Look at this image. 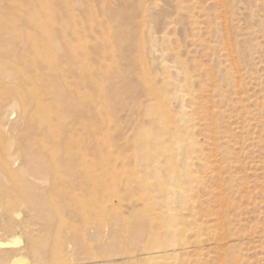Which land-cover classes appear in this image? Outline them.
<instances>
[{"label": "rangeland", "instance_id": "rangeland-1", "mask_svg": "<svg viewBox=\"0 0 264 264\" xmlns=\"http://www.w3.org/2000/svg\"><path fill=\"white\" fill-rule=\"evenodd\" d=\"M17 238L0 264H264V0H0Z\"/></svg>", "mask_w": 264, "mask_h": 264}, {"label": "bare ground", "instance_id": "bare-ground-1", "mask_svg": "<svg viewBox=\"0 0 264 264\" xmlns=\"http://www.w3.org/2000/svg\"><path fill=\"white\" fill-rule=\"evenodd\" d=\"M32 48V47H31ZM39 48V47H38ZM36 53V52H35ZM33 55V54H32ZM31 55V56H32ZM59 66V65H58ZM62 70V69H61ZM53 72V71H52ZM56 73V72H55ZM58 73V72H57ZM35 81V80H34ZM33 81V82H34ZM32 82V83H33ZM34 85V84H33ZM35 90V89H34ZM24 92V91H23ZM26 92V91H25ZM28 92V91H27ZM31 92V91H30ZM57 92H59V91H57ZM54 93V92H53ZM17 94V93H16ZM47 94V93H46ZM24 95V94H23ZM54 95V94H53ZM56 95H57V97H62L63 95L62 94H60V93H56ZM35 99V98H34ZM37 100H40V99H37ZM36 100V101H37ZM42 101V100H41ZM56 101V100H55ZM33 102V101H32ZM40 103H42V102H40ZM31 104V103H30ZM35 105H37V104H35ZM29 107V106H28ZM34 107V106H33ZM33 109V108H32ZM27 111V110H26ZM40 111V110H39ZM163 114H162V116L164 117V119L166 118V115H165V112H162ZM42 114V113H41ZM46 114V113H45ZM168 115V114H167ZM72 116V115H71ZM40 117H42V116H40ZM168 117H169V115H168ZM170 119V118H169ZM166 120V119H165ZM170 121V120H169ZM48 124V123H47ZM51 128V127H50ZM72 128V127H71ZM49 129V128H48ZM176 131H177V129H176ZM44 134V133H43ZM45 137V136H44ZM38 157V156H37ZM34 158H36V157H34ZM37 159V158H36ZM32 164H35V166H36V162H35V160H32V161H30ZM35 162V163H34ZM41 163V162H40ZM36 172V171H35ZM42 172H43V170H42ZM37 173V172H36ZM39 174H37V175H40V172H38ZM45 174H47V173H44V174H42L43 176L45 175ZM34 175V174H33ZM36 175V174H35ZM47 176V175H46ZM45 177V176H44ZM43 177V178H44ZM38 179H40L39 177H37ZM42 178V176H41V180L42 181H44V179ZM36 179V178H35ZM41 181H39V183H37V180H34L33 181V184L34 185H36V183L39 185V184H41L40 183ZM26 185V184H25ZM30 188H32V187H30ZM34 189H35V187H34ZM28 193V192H27ZM21 243V240L19 239V238H17V239H13V240H11V241H9V242H6V241H0V250H3V249H8L9 247H11V246H13V245H19ZM147 256L149 257V259L150 260H153V261H163V262H165V260L167 259V256L164 254V255H162V254H159V253H156V252H148L147 253ZM18 257V256H17ZM13 264H26V261L22 258V257H20L19 259H17L16 258V256H13ZM16 259V260H15ZM28 264V263H27Z\"/></svg>", "mask_w": 264, "mask_h": 264}]
</instances>
